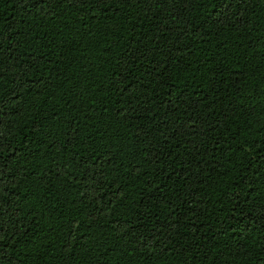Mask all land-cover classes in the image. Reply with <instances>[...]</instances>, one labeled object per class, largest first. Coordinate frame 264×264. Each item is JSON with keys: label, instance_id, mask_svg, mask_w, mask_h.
<instances>
[{"label": "trees", "instance_id": "trees-1", "mask_svg": "<svg viewBox=\"0 0 264 264\" xmlns=\"http://www.w3.org/2000/svg\"><path fill=\"white\" fill-rule=\"evenodd\" d=\"M0 264H264V0H0Z\"/></svg>", "mask_w": 264, "mask_h": 264}, {"label": "snow or ice", "instance_id": "snow-or-ice-1", "mask_svg": "<svg viewBox=\"0 0 264 264\" xmlns=\"http://www.w3.org/2000/svg\"><path fill=\"white\" fill-rule=\"evenodd\" d=\"M221 7H223V4L221 5Z\"/></svg>", "mask_w": 264, "mask_h": 264}]
</instances>
